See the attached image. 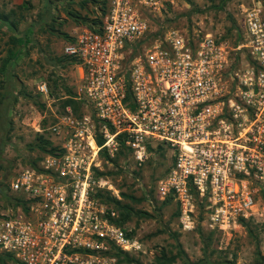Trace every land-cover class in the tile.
I'll use <instances>...</instances> for the list:
<instances>
[{"label":"built area","instance_id":"1","mask_svg":"<svg viewBox=\"0 0 264 264\" xmlns=\"http://www.w3.org/2000/svg\"><path fill=\"white\" fill-rule=\"evenodd\" d=\"M176 0H106L97 29L82 28L63 46L81 69L79 98L91 113H67L48 130L55 150L8 181L15 210L0 213V251L7 264H116V254L143 251L131 229L112 221L94 196L100 152L121 143L137 166L148 144L172 151L156 184L171 198L182 230L201 225L229 235L257 213L264 193V4L243 8L233 41L177 28L140 51L149 34L145 12ZM40 92L47 93L41 83ZM103 139L101 145L97 137Z\"/></svg>","mask_w":264,"mask_h":264},{"label":"rangeland","instance_id":"2","mask_svg":"<svg viewBox=\"0 0 264 264\" xmlns=\"http://www.w3.org/2000/svg\"><path fill=\"white\" fill-rule=\"evenodd\" d=\"M77 1L0 0V14L10 13V18L16 22V29H10L0 21V66L9 48L19 49L16 59L8 65L9 78L0 71V213L17 207L14 194L8 188L11 176L21 168L33 163L37 165L44 154L38 147V136H44L55 145L57 139L48 127L58 116L67 113L69 107H63V103L68 92L79 98L81 73L76 64L66 61L63 53V46L70 37L49 29L50 16H59L57 20L64 22L61 12H66L68 6L75 8L70 2ZM255 1L176 0L173 6L158 14L145 12L143 15L148 17L151 31L142 40L140 51L161 41L164 34L174 28L192 40L212 33L233 41L241 11ZM98 3L101 4V0ZM61 27L55 28L62 30ZM27 28L32 32H27ZM26 35L30 38L27 43L10 40ZM41 83L46 84L47 93L39 91ZM81 99L85 101L83 113H91L86 100ZM152 146L148 159L141 166H137L127 152L116 162L99 156V169L110 172L102 176L106 185L98 200L101 206L107 211L113 210L114 218L118 217L108 195L122 199L120 193L123 192L134 196L135 200H122L129 202L135 210L146 212L134 214L121 224L131 229L143 244L142 252L129 254L138 263L128 262L116 254V264H155L161 250L169 256L177 255L172 264H189V261L194 264H264V193L257 202V213L243 220L252 233L242 221L239 230L229 235L213 231L209 238L207 232L211 230L200 223L201 210L197 226L184 231L179 225L175 202L170 198L162 205L167 198H159L156 192L158 179L171 163L172 151L167 147L158 151L155 144Z\"/></svg>","mask_w":264,"mask_h":264},{"label":"trees","instance_id":"3","mask_svg":"<svg viewBox=\"0 0 264 264\" xmlns=\"http://www.w3.org/2000/svg\"><path fill=\"white\" fill-rule=\"evenodd\" d=\"M84 1L85 0H82L81 3L83 4ZM91 1L97 3L100 16L98 18L96 17L95 19L91 20V22L89 24V28L97 29L99 27V25L101 24V19H100L101 15L105 12V9H106V0H101V4L98 3V0H91ZM262 2L264 4V0H262ZM10 17H11L10 13H1L0 14V21L3 22L4 24H6L8 26V28L16 29V22L13 21ZM49 29L54 31V32H56L58 35H61V36L67 37V38L69 37V36H67V34L65 32H63V31H61V30H59L57 28H54L52 25L49 26ZM27 32L31 33L32 30L30 28H27ZM27 35L24 38H22V39L11 37L10 40L12 42H19L21 44L22 43H27V42L30 41V38H28ZM72 39L73 38L70 37L69 41L72 40ZM18 52H19V49H17V48L15 50L13 48H9L7 50V54L2 59V64L0 66V71L3 73V75L5 76L6 79L9 78V74L7 72L8 68H9L8 65H9V63H11L13 60L16 59ZM64 57H66L65 58L66 61L74 63V64H77L75 58H73L71 56H68V55H65V54H64ZM84 102H85L84 100H82L81 98H77L76 95L73 92L70 91V92H68L67 96L65 97V100H64V103H63V107H69L70 110L72 111V113H74L76 115H81V114H83L82 103H84ZM37 139L40 142L38 144V147H39V149L41 151L44 152V154L45 153L54 152L55 147L52 145V143L48 139L44 138V136H41V135L38 136ZM96 140H97V143L99 145H101L102 142H103V139L100 136H98ZM152 147L153 146L151 144H148V151H149V149L152 150L153 149ZM164 147L165 146L163 144H159V143L156 144V148H157L158 151H162L164 149ZM125 152H127V150H126L125 146H123V143H121V148L119 149V151L117 152V154L114 157H109L106 154L105 151H101L100 155H103L105 157V159L110 161V162H116L117 159L120 157V155H124ZM35 164L36 163H33L31 166H36ZM167 169H168V167L166 168L165 172L167 171ZM94 172H95L96 176H98V177H102L103 175H105L107 173H110V172H104L103 170H100V169H97V168H94ZM102 191H105V190L98 189L96 191V193L94 194V196L98 200H100V198L103 196ZM120 195L124 199H128L130 201L135 200V197L130 195V194H126V193L121 192ZM16 199H17V197L13 196L14 204H17L15 202ZM122 199H118V198H116L114 196L108 195V201H110L113 204V206H114L113 209H116L118 211V213H119L118 217L112 218V221L114 223H116L118 225H121L126 220H129L132 217V215H134V214L135 215L146 214V212H144L142 210H135L133 208V206L129 202H125ZM169 201H170V198H167L166 200H163L161 202V204L165 205ZM176 212H177V215H178V211H176ZM243 222L246 225L248 231L250 233H252V230L249 228L247 222L246 221H243ZM213 234H214L213 231L207 232V236L209 238H211V236ZM178 251L181 252V250H178ZM117 254L118 255H122L125 258V260L128 261V262L136 261L138 263V261L134 257H132L131 255H129L128 253H123V252L119 251V252H117ZM176 256L177 255H170L169 256L165 250H161L160 254L156 257L155 264H172L175 261V257ZM11 260L13 261V259H12L10 254L0 251V264H7V261H11ZM187 262H188V260H187ZM188 263L189 264H194L193 262H190V261Z\"/></svg>","mask_w":264,"mask_h":264},{"label":"crops","instance_id":"4","mask_svg":"<svg viewBox=\"0 0 264 264\" xmlns=\"http://www.w3.org/2000/svg\"><path fill=\"white\" fill-rule=\"evenodd\" d=\"M77 1V0H76ZM82 0L76 2H70L75 8L68 6L66 12H61V19L64 22L57 20L59 16H50V25L54 28L62 26L61 31L65 32L67 36L73 38L82 28L89 27L91 20L99 17L98 5L91 0H85L84 3H81ZM71 5V4H70ZM78 70L81 73V69L78 64Z\"/></svg>","mask_w":264,"mask_h":264}]
</instances>
